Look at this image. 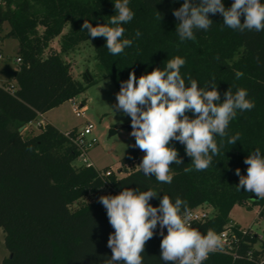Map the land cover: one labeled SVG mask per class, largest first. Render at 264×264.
Returning a JSON list of instances; mask_svg holds the SVG:
<instances>
[{
	"label": "trees",
	"instance_id": "trees-1",
	"mask_svg": "<svg viewBox=\"0 0 264 264\" xmlns=\"http://www.w3.org/2000/svg\"><path fill=\"white\" fill-rule=\"evenodd\" d=\"M114 2L0 0V41L17 40L16 63L20 60L16 80H5L0 86V230L10 254L2 264H105L112 255L107 242L114 229L99 197L87 203L84 200L102 189H107L104 195H117L125 187L156 190L159 198L149 201L154 207L166 194L173 203L177 196L186 200L190 211L211 208L213 216L193 227L202 234L210 228L218 235L225 229L233 230L239 239L238 258L234 260L218 249L203 264H264V241L259 250L255 248L260 236L251 229L230 226V214L238 205H258L264 214V200L238 190L236 175L237 168L241 175H247L244 160L250 152L259 148L264 154V31L233 30L223 25L221 14L210 13V28L197 30L195 40L181 42L176 32L179 21L173 11L184 0H129L134 18L121 26L125 28L124 38L132 39L133 44L114 56L105 47V38H92L81 30L86 19L94 27L105 24L116 12ZM192 2L198 4L199 0ZM222 2L229 8L234 0ZM136 30L141 32L138 38ZM57 38L59 51L52 47ZM86 42L94 47L102 78L111 79L118 92L130 72L139 78L155 68L163 69L176 56L186 61L180 70L186 84L190 83L188 76L201 87L214 83L221 102L229 88L233 94L246 89L247 98L255 106L237 110L227 129L229 136L240 133V140L231 145L225 137L219 154L202 171L194 169L185 146L172 141L183 163L170 166L173 180L168 184L145 176L141 169L118 178L116 174L103 175L108 169L75 165L79 150L71 139L77 129L63 133L45 123L38 134L25 137L19 132L21 128L99 82L91 75H87L85 84L74 79L63 57ZM238 71L243 73L239 79ZM188 115L193 118L191 112ZM216 140L219 146L221 138L217 136ZM138 159L139 149L133 148L118 171L123 173ZM185 168L193 170L185 172ZM163 232L166 235L167 229ZM160 233L157 225L142 253L143 264H167L160 258Z\"/></svg>",
	"mask_w": 264,
	"mask_h": 264
},
{
	"label": "clouds",
	"instance_id": "clouds-1",
	"mask_svg": "<svg viewBox=\"0 0 264 264\" xmlns=\"http://www.w3.org/2000/svg\"><path fill=\"white\" fill-rule=\"evenodd\" d=\"M114 8L115 14L105 24L94 27L86 19L81 30H86L92 38H105V47L115 56L133 44L132 39L124 38L125 28L121 25L132 21L134 12L129 7V0H115ZM210 13L221 14L223 25L233 30L264 31V3L261 0H234L229 8L222 0H199L198 4L184 0L181 7L173 11L179 21L176 32L180 41L195 40L197 30H208L213 23ZM140 36L141 32L136 30L135 37ZM185 63L184 58L176 56L169 59L163 69L155 68L139 78L134 71L130 72L129 78L121 81L117 103L111 106L114 112H122L131 118L130 135L135 138V147L145 153L139 168L145 176H154L160 183L170 184L173 180L170 166L183 163L178 150L171 146L172 141L185 146V153L195 170H206L219 154L225 137L231 145L240 140V133L229 136L227 132L237 110L243 112L255 106L243 88L235 94L229 88L221 102L214 83L201 87L197 80L188 76L190 83L186 84L180 71ZM242 76V72H236L237 79ZM189 112L193 118L189 117ZM217 136L221 138L219 146ZM244 163L248 165L246 176L236 169L238 190L264 199V154L256 148ZM192 170L184 169L185 172ZM152 198H159L154 189L138 191L127 187L117 195L99 197L114 229L107 242L112 255L105 264H143L142 253L157 225L163 237L160 258L167 264H203L210 253L223 248L221 237L214 229L202 234L191 225L192 214L186 200L177 196L173 203L164 194L159 206L154 207L149 203Z\"/></svg>",
	"mask_w": 264,
	"mask_h": 264
},
{
	"label": "rangeland",
	"instance_id": "rangeland-1",
	"mask_svg": "<svg viewBox=\"0 0 264 264\" xmlns=\"http://www.w3.org/2000/svg\"><path fill=\"white\" fill-rule=\"evenodd\" d=\"M6 29L8 30L7 25ZM66 32L67 28L64 30L63 34ZM52 47L56 51L60 50V38H57L52 43ZM18 49L19 44L15 39L0 41V55L3 58L0 61V71L6 65L16 68ZM63 57L70 64L74 79L85 84L87 75H91L99 82L95 85H91L85 92L75 98L77 103L82 102L86 106V112L83 117H76L72 110V104L66 102L60 107L45 114V118L50 124L63 133H67L73 129H83L87 124L93 126L92 135L89 139H95L96 144L88 149L87 158L96 170H112L118 178L125 177L134 171L140 170L139 164L145 153L137 148L139 149V159L126 166L123 173L118 171L121 167L122 159L125 158L135 146V138L130 135L132 131L131 118L124 115L122 112H114L111 108V106L117 103L116 94L118 91L111 79L102 78L95 59V50L91 42L82 43ZM4 83L5 79H2L0 75V84L3 85ZM102 85L103 87H101ZM41 121L42 118H38L27 130L23 129V135L25 137H30L38 134L40 129L36 127V124ZM80 164H82V160L75 162V165ZM106 193L107 189H102L99 194L86 198L84 202H91ZM257 200L264 199H259L257 197ZM77 207H79V204L74 205V208ZM206 210H208L209 213H214L211 208H207ZM261 211L262 209L258 205H249L246 207L238 205L230 214V226L237 225L243 229H251L260 237L264 238V214H261ZM261 245L262 242H259L257 247ZM9 255L4 244V234L0 230V264H2L3 259L9 257Z\"/></svg>",
	"mask_w": 264,
	"mask_h": 264
},
{
	"label": "built area",
	"instance_id": "built-area-1",
	"mask_svg": "<svg viewBox=\"0 0 264 264\" xmlns=\"http://www.w3.org/2000/svg\"><path fill=\"white\" fill-rule=\"evenodd\" d=\"M2 59L3 58L0 55V61ZM19 62H20V60L17 61V63H19ZM14 69L17 70V66ZM0 86H2V84H0ZM69 102L72 104V110H73L74 114L76 115V117H78V118L83 117L84 113L86 112L85 104H83L82 102L77 103L75 101V99H72ZM41 117H42V115L39 116V118H41ZM33 123L34 122L29 123L23 129L27 130L29 127H31L33 125ZM44 124L45 123L41 121V122L36 124V127L41 129L44 126ZM92 131H93V126L90 124H87L85 128L77 130L75 136L71 139L72 142L78 147V150H79L78 160H82V164H80L79 166H84L87 168L93 167L87 158L88 149L96 144L95 139H89V137L92 135ZM66 136H68V135H66ZM114 173L115 172H113L112 170H109V171L103 173V175L108 177ZM206 209L207 208H199V209L191 211L192 220L190 223L192 226H194L198 223H201V222H205L213 216V214L209 213L208 210H206ZM219 236L221 237V240L223 242V248H222L223 251L229 253L230 256L234 260L237 259L238 258L237 248L239 247L238 236L231 229H225L223 232H221L219 234ZM263 241H264V238L260 237V242H263ZM255 248L258 250L260 249V247H257V246Z\"/></svg>",
	"mask_w": 264,
	"mask_h": 264
},
{
	"label": "water",
	"instance_id": "water-1",
	"mask_svg": "<svg viewBox=\"0 0 264 264\" xmlns=\"http://www.w3.org/2000/svg\"><path fill=\"white\" fill-rule=\"evenodd\" d=\"M0 75L2 76V78H4L7 81H14L17 78L18 75V71L15 70L14 68H12L9 65L4 66L1 71H0ZM24 128V127H23ZM23 128H21L19 130V132H22ZM134 148H137L134 146Z\"/></svg>",
	"mask_w": 264,
	"mask_h": 264
},
{
	"label": "crops",
	"instance_id": "crops-1",
	"mask_svg": "<svg viewBox=\"0 0 264 264\" xmlns=\"http://www.w3.org/2000/svg\"><path fill=\"white\" fill-rule=\"evenodd\" d=\"M3 79V78H2ZM14 86H17L16 83L14 82L13 83ZM42 122H46V123H49V121L45 118V115H42Z\"/></svg>",
	"mask_w": 264,
	"mask_h": 264
}]
</instances>
